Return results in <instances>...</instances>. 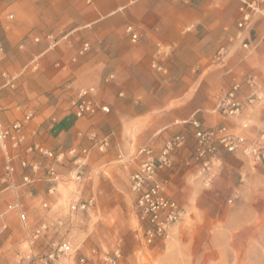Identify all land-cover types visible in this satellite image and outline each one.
I'll use <instances>...</instances> for the list:
<instances>
[{"label":"crops","instance_id":"obj_1","mask_svg":"<svg viewBox=\"0 0 264 264\" xmlns=\"http://www.w3.org/2000/svg\"><path fill=\"white\" fill-rule=\"evenodd\" d=\"M13 1L0 0V74L7 72L15 76L17 82L15 91L0 96L1 102L13 107L46 105L50 108L53 102L48 97L42 100L41 96L60 81L70 79L97 86L99 98L111 109L108 115L83 120L59 114L53 124L47 109V114L36 116L29 125V130H39L41 139L53 148L76 144L88 148L89 143L82 137L86 132L95 131L101 136L113 133L112 146L107 153L91 150L88 156L80 158L83 165L78 166L77 173H81L83 179L68 193L70 197L92 200L100 207L101 213L97 210L95 216L81 220V230L87 222L84 234L87 235L93 218L100 221L95 229L106 236V241L113 242L114 236H119V241L120 236L127 234L119 204L125 202L130 193L129 175L139 163L132 158L138 147L154 141L155 133L162 127L195 117L209 127L224 124L235 135L248 140L264 130V19L253 26L256 35L249 41L251 52L246 53L236 39L223 64L214 60L216 50L237 35V0H194L192 5L176 4L172 0H90L91 3L87 0H16L11 3ZM10 14L12 19L7 17ZM129 24L137 28L141 38L135 45L123 37L125 25ZM38 25L65 28L67 34L63 39L72 36L70 42L89 37L94 48L85 56L81 55L82 50L72 55L46 54V43L31 45L29 53L19 51L20 28L41 27ZM165 48L170 49L165 51ZM167 53L172 58L169 64L166 63ZM156 57L159 65L154 60ZM72 58L76 62L70 61ZM33 62L37 64L34 72L30 69ZM156 64L160 67L158 71L154 70ZM162 68L168 69L172 81L164 78V72H159ZM108 73L114 75V80L103 84L102 79ZM249 79L252 86L248 85L250 81L246 82ZM236 84L240 86L242 111L237 118L224 120L212 110L219 98ZM170 91L172 93L168 94ZM119 92H123L124 97H117ZM251 97L254 100L249 104ZM19 117L20 114L9 112L5 120ZM242 123L246 127H241ZM2 165L0 158V178ZM220 171L214 186L222 183L228 192H236L239 198L233 217L262 220L264 164L252 167L239 156L224 154ZM178 174L183 176L177 172L171 177L176 178ZM188 175L185 180L174 181L173 194L181 199L192 196L191 200L198 204L203 201L202 196L209 201L212 194L202 191L194 172ZM15 178V182L20 181L17 169ZM68 184L71 183L65 181L61 186L65 188ZM46 187L38 182L31 195L23 188L6 189L0 179V206L16 202L24 207L22 202L39 204L43 197L56 196L45 194ZM25 208L28 218L41 215L36 209L29 213L31 208ZM200 211L206 218L212 216L208 210ZM9 219L15 227V217L9 216ZM125 238L131 242L130 235ZM94 251L102 253L101 248Z\"/></svg>","mask_w":264,"mask_h":264},{"label":"rangeland","instance_id":"obj_2","mask_svg":"<svg viewBox=\"0 0 264 264\" xmlns=\"http://www.w3.org/2000/svg\"><path fill=\"white\" fill-rule=\"evenodd\" d=\"M14 2H16V0L11 3ZM172 2L176 4L181 2L182 4L192 5L194 0H172ZM237 2L238 7L235 26L239 19L240 0H237ZM7 17L12 19L13 15L10 14L7 15ZM261 19H264V16L256 15L251 25V29H248L247 31H240L236 27L238 30L237 35L229 39V46L228 44L221 45L216 50L215 55L219 54L221 49H224L226 58L227 54H229L231 48L234 46L236 39L240 41V45L246 53L251 52L252 46H249V41L253 40L254 36L256 35L253 26H255L257 21ZM128 26L133 27L139 35L137 28L129 24L125 25L123 37H125L127 40H130V37L126 33V28ZM19 31L20 35L17 48L19 51L24 53H29L31 45L41 43H46V54L72 55L76 53L79 54V51L82 50L80 53L82 56H85L87 54H91L92 49L94 48L92 46L93 41L89 37H84L72 42H70L72 36L63 39L67 34L65 28H52L45 25L41 27L23 26ZM244 34L247 36H244ZM140 39L141 38L139 35V40ZM262 40L264 42V36L262 37ZM129 44L131 43L129 42ZM135 44L137 43L135 42L131 45ZM85 45H87V48H85ZM158 48L162 49L161 46ZM169 49L170 48H165V51H169ZM0 51H2L1 45ZM168 53L165 54V56L167 61L166 63L169 64V62H172V58L171 54ZM155 55L159 56L160 54L155 53ZM157 58L158 57H156L154 60L159 65ZM70 61L76 62L75 58H72ZM220 64H223V62ZM36 65L37 64H35V62L32 63L30 68L31 71H37ZM25 68L26 67H24L22 70ZM154 70L158 71V68L155 66ZM159 72H164V78L170 79V81H172L168 69L165 71L162 68V71ZM109 75L110 74L108 73L102 79L103 84H109L112 82V80H114V75L112 74L113 79L106 81V78ZM0 78L2 79L0 87L5 84L7 79H14V86L12 88L10 86L2 88L0 90V96L3 93L15 91L17 82V78L15 76L9 75L7 72H2L0 74ZM68 84L71 85V91L65 89V86ZM80 87H93L95 89L94 100L96 104L106 105L104 104V101L99 98L97 86L87 83H78L70 79L60 81L53 90L48 93L45 92L41 96L43 97L42 100H44L45 97H48L50 102H53L50 104V108L46 107V105H41V107L34 105L13 107L2 103L0 97V124L8 127L16 122H22L25 115L31 114V119L26 122L23 128L24 140L17 150L11 151L13 157L11 164L14 169L12 173V186L7 180V174L4 168L6 163L3 154L0 151V158L3 163V173L0 178L2 184L6 189L17 190L19 188H23L25 192L33 195L35 192V185L38 182H42L47 186L45 189V194L56 195L50 196V199L48 197H43L39 204H25L22 202L24 207H20V204L16 202H8L7 204H2L0 206V264H44L43 261L47 260L48 255L53 252L55 247L64 242L69 243L73 249V255L66 260L67 264H73L79 257L85 258L89 264H105L108 259L113 256L114 252L118 253V257H115V262L113 264H264V218L262 220H258L254 218L233 217V212L235 210L237 211L238 209L237 202L239 201V198L237 193L228 192V190L225 189L223 185H221L222 183L215 184L216 186L213 184L221 172L220 170L223 164V155L228 153L221 152L220 166L214 167V177L212 178L211 183L206 185L203 181V178L198 176L196 168L193 167L188 169L184 165H181L182 162L184 164V162L191 157L193 146V140L191 138L188 139L185 148L181 150L177 156L178 163L180 164H178L173 170L165 169L158 173V178L160 180H167L165 187L167 195L177 203L182 211V215L180 219L173 225L168 239L156 240L152 244H145L141 236L136 234L135 228L137 227V219L134 212L135 195L132 193L131 188L130 193L125 199V202L119 204V212L123 214L124 223L128 227V232L126 235H130L131 242L125 238L126 235L120 236L121 238L119 241V236H114L113 242L106 241V236L97 232L95 229L96 224L100 222L96 218L90 220V227L88 231H86L87 235L84 234L85 231L83 230H85L87 222H85V228L81 230V220H83L84 217L90 218L91 216H95L97 214V210H99V213H101L100 207L99 205L97 207V204L91 200L93 204L87 211L72 213L69 208L70 204H78L80 202H84L85 200H81L80 198L76 197H70L68 196V193L72 189H75L78 185V182L82 181L83 179L80 178L81 173H77L78 166L83 165L80 163V158L88 156L91 150L100 152L95 146V143L99 139L109 136V147L100 152L102 154L107 153L112 146V141L114 138L113 133L103 134L101 136L95 131L93 132L96 134L92 131L86 132L84 136L82 135V137H85L89 143L88 148H82L78 144L69 147L58 146L53 148L47 146L45 141L41 139L39 130H29L31 121H33L36 116L47 114V109H49L50 112L49 121L51 124L56 122L59 114L74 117L73 113L69 109V101L71 100V92L76 91V89ZM120 93L122 94V97H124L123 92H119L117 97H120ZM167 93L171 94L172 92L170 91ZM9 112H15L18 115L20 114V117L12 121L5 120V116H7ZM110 112L108 114H110ZM99 114L108 115L99 112L93 116L84 117L81 119L74 118L76 120L92 119ZM228 119L231 118H226L224 120ZM199 123L203 128L209 127L205 126L201 121H199ZM170 125L162 127L158 132L155 133V143H153V141L150 144L140 146L136 149L132 159L139 161V163L129 175V186L130 178L132 174L138 170L141 161L140 157L137 156L138 151L142 147L149 146L152 147L153 152L157 154L165 140L174 136L181 129L180 126L175 125V121L171 126ZM217 125L219 124L212 125L210 127ZM174 128L178 129L175 130ZM253 138L254 137H252V139ZM34 146L41 147L43 150H47L49 153H52V157H47L34 151H27L28 147ZM71 151H73V154H71ZM232 155L239 156L246 163H248L241 155ZM21 161H28L30 164H37V170L35 172H33L31 168H27L25 170L21 166ZM262 164H264V160L257 165ZM16 166L18 167L16 168ZM49 167L54 168V172L57 177L56 180H50V182L47 176V170ZM16 169L19 171L20 181H16L19 184L15 182ZM177 172L182 173L183 176L178 174L179 176L176 178L171 177ZM193 172L195 173V179L199 180L202 184V191L212 194V198L209 201H207L206 196H202L203 201L198 204L197 202L191 200L193 198L192 196L181 199L173 194L175 192V188L173 187L174 181L185 180L190 176L188 174ZM24 175H27L33 179V183L31 185H21L22 177ZM64 177L67 179L65 180ZM65 181L71 184H68L67 187L63 188L61 184H64ZM57 186L59 187L57 188ZM261 187L263 188V185ZM192 194H195L194 190ZM262 195V202L264 203V194ZM234 196H236L235 199H233ZM229 199H233L231 204L228 203ZM8 205H18L20 208H22L23 210L21 209V211L25 215V221H21L19 219L18 215L15 213V210H11L2 216ZM25 206H29L31 208L29 213H32V211L36 209L41 215L37 216V214H34V219L31 217L28 218V209L25 208ZM200 210H208L211 212L212 216L210 218H206L202 213L203 211ZM9 216L15 217V227L11 226ZM4 224L6 225L5 229H3ZM40 225H45L47 227V231L35 239L31 238L29 241L33 230ZM115 243L118 246L115 245L114 247L111 245ZM112 246L115 248L113 249L114 251L111 249ZM86 248L88 250L89 248H92L93 251L90 253L88 250H85ZM96 248H101L102 253H96V251H94ZM124 249H126L125 255H127L125 258L123 257ZM98 254H102L101 257L98 256ZM50 264H57V261L50 262Z\"/></svg>","mask_w":264,"mask_h":264},{"label":"built area","instance_id":"obj_3","mask_svg":"<svg viewBox=\"0 0 264 264\" xmlns=\"http://www.w3.org/2000/svg\"><path fill=\"white\" fill-rule=\"evenodd\" d=\"M87 3H91L87 0ZM256 15L264 16V0H240L239 19L236 27L240 30L251 29L254 17ZM126 33L130 37L131 42L135 43L139 40L137 31L128 26ZM87 48V45H85ZM246 46V45H244ZM224 49L216 54L214 60L220 64L224 61ZM158 69L160 67L156 65ZM113 79L110 74L106 81ZM13 78L7 79L5 84L0 87L5 88L14 86ZM249 86H252V80H247ZM65 89L71 91V85L65 86ZM240 86L233 85L231 89L226 92L217 101L213 112L217 113L222 118H237L242 111V103L239 99ZM95 89L93 87H80L76 91L71 92V100L69 101V109L74 117L81 119L84 117L93 116L97 113L108 114L110 108L106 105H97L94 100ZM122 97V94H119ZM254 98H249L248 103L251 104ZM1 110V109H0ZM31 119V114H27L22 122H16L11 126H4L0 124V151L5 159V171L7 180L13 184L12 173L14 171L12 161V150H17L22 141L24 140L23 128L26 122ZM175 125L181 127L180 131L171 138L165 140L161 149L157 154L153 152L152 147H142L137 156L140 157V164L138 170L134 172L130 178V188L135 195V208L134 212L137 219V227L135 232L141 236L145 244H152L156 240H165L169 238L170 231L173 225L180 219L182 211L177 203L171 199L165 190L167 180H160L158 173L165 169H175L178 164V154L183 150L188 142V139L193 140L191 157L181 165L186 168H196L198 176L203 178L206 185L212 181L214 167L220 166L221 152L228 154L241 155L246 161L255 167L258 163L264 160V130L260 131L253 139L237 136L232 133L224 124H219L214 127L203 128L199 121L195 118L189 121H175ZM241 127H246L242 123ZM100 152L109 147V136L99 139L95 143ZM28 152H37L41 155L52 157V153L43 150L41 147L34 146L28 147ZM73 154V151H71ZM21 166L26 170L31 168L33 172L37 170V164H30L28 161H21ZM48 180H56L57 177L54 168L49 167L47 170ZM33 179L27 175L22 177V186L31 185ZM234 196L233 199H235ZM233 199H229L228 203L231 204ZM93 202L84 201L78 204H70L69 208L72 213L87 211ZM15 210L21 221H25V215L18 205H8L4 211V216L7 212ZM6 228L4 224L3 229ZM47 231L45 225H40L32 232L29 241L37 238L42 233ZM73 255V249L67 242L56 246L51 254L48 255L44 264L57 261V264H67L66 260ZM115 257L118 253L114 252L113 256L108 259L105 264H113ZM73 264H89L88 261L79 257Z\"/></svg>","mask_w":264,"mask_h":264},{"label":"bare ground","instance_id":"obj_4","mask_svg":"<svg viewBox=\"0 0 264 264\" xmlns=\"http://www.w3.org/2000/svg\"><path fill=\"white\" fill-rule=\"evenodd\" d=\"M15 213L18 215L17 211H15ZM20 219V218H19Z\"/></svg>","mask_w":264,"mask_h":264}]
</instances>
